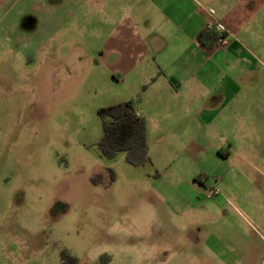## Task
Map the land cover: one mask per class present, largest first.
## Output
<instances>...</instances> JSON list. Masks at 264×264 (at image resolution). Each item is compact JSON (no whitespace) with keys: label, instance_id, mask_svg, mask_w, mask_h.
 <instances>
[{"label":"rangeland","instance_id":"rangeland-1","mask_svg":"<svg viewBox=\"0 0 264 264\" xmlns=\"http://www.w3.org/2000/svg\"><path fill=\"white\" fill-rule=\"evenodd\" d=\"M133 3L0 0V264H61L63 253L74 264H264V163L248 171L236 155L218 167L212 131L170 120L153 143L149 78L123 73L110 49ZM259 32L251 43L264 47ZM124 102L145 119L155 162L101 154L99 110ZM201 166L223 175L196 195L174 171ZM212 187L220 195L206 199Z\"/></svg>","mask_w":264,"mask_h":264},{"label":"crops","instance_id":"crops-1","mask_svg":"<svg viewBox=\"0 0 264 264\" xmlns=\"http://www.w3.org/2000/svg\"><path fill=\"white\" fill-rule=\"evenodd\" d=\"M130 9L120 17L121 28L115 33L122 44L110 49L118 54L123 73L134 72L144 82L149 78V127L153 124L160 132L153 143L165 140L159 127L165 128L168 120L172 131L209 130L215 141L210 156L218 167L237 155L243 168L257 170L264 163V62L255 51L264 47L251 42L258 41L264 23V0H135ZM208 13L231 33L227 46L198 40ZM124 19L134 20L139 28H126ZM157 111L167 116L153 122ZM150 158L155 162L153 155ZM213 169L174 172L199 195L198 187L206 186L209 174L223 175ZM258 204L247 205L260 209Z\"/></svg>","mask_w":264,"mask_h":264},{"label":"trees","instance_id":"trees-1","mask_svg":"<svg viewBox=\"0 0 264 264\" xmlns=\"http://www.w3.org/2000/svg\"><path fill=\"white\" fill-rule=\"evenodd\" d=\"M215 34L202 32L198 40L207 45V40L216 42ZM103 124V137L98 146L101 154L113 159L117 154L124 152L127 162L133 166H140L150 162L146 121L137 115L132 102L119 103L99 110ZM74 264L77 260L68 254H62L61 264Z\"/></svg>","mask_w":264,"mask_h":264},{"label":"built area","instance_id":"built-area-1","mask_svg":"<svg viewBox=\"0 0 264 264\" xmlns=\"http://www.w3.org/2000/svg\"><path fill=\"white\" fill-rule=\"evenodd\" d=\"M204 33L215 34L217 36L216 45L219 47L227 46L231 41V33L227 30L222 21L217 19L213 13H208L204 28ZM220 195V190L217 187L206 189L205 198L212 199Z\"/></svg>","mask_w":264,"mask_h":264}]
</instances>
